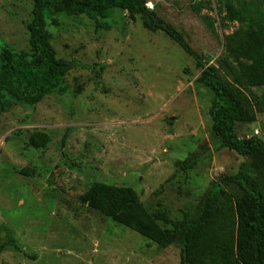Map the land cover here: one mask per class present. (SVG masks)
I'll return each mask as SVG.
<instances>
[{"label":"rangeland","instance_id":"obj_1","mask_svg":"<svg viewBox=\"0 0 264 264\" xmlns=\"http://www.w3.org/2000/svg\"><path fill=\"white\" fill-rule=\"evenodd\" d=\"M144 1L255 113L254 122L237 125L238 136L264 142V87L234 81L223 41L240 24L225 23L221 0ZM201 1L210 4L202 15L215 22L217 37L194 11ZM57 19L58 28L47 14L57 58L105 69L75 68L64 95L0 113V226L12 230L21 248H8L0 264H180L179 243L163 250L80 197L96 182L131 187L151 214L165 211L172 220L187 214L194 221L212 183L236 175L250 158L216 151L214 94L196 87L203 70L163 32L147 30L141 16L115 11L111 30L97 29L85 15ZM32 20V0H0V52H29ZM209 150L212 157L193 170L175 166ZM227 192L235 201L243 195L234 184Z\"/></svg>","mask_w":264,"mask_h":264},{"label":"trees","instance_id":"obj_2","mask_svg":"<svg viewBox=\"0 0 264 264\" xmlns=\"http://www.w3.org/2000/svg\"><path fill=\"white\" fill-rule=\"evenodd\" d=\"M32 1L33 20L27 26L29 52L10 47H3L0 52V113L18 105L34 107L55 92L64 95L65 78L75 68L101 74L105 69L100 64L89 66L58 59L47 29L48 13L56 28L60 15H85L95 22L97 29L103 30H111L109 18L115 11L126 12L132 18L141 16L147 30L163 32L203 70L196 87L214 94L209 114L212 132L220 139L216 151L230 149L249 157L250 162L244 163L236 175L222 176L212 183L204 213L194 221L187 214L182 220H172L165 211L151 214L131 187L96 182L80 197V202L163 250L179 243L180 264H264V142L256 136L241 138L236 133L238 124L255 121L250 106L224 86L216 68L206 64L179 32L146 7L144 0ZM221 2L225 23L240 24L223 41L227 58L235 65V83L245 88L264 87V0ZM209 8L210 4L204 1L194 5V11L217 37L215 22L202 15ZM261 106L264 111V97ZM210 157L209 150L201 156L176 161L175 166L181 171L193 170L201 160ZM231 184L243 191L236 201L227 192ZM10 247L21 250L14 233L4 224L0 226V256Z\"/></svg>","mask_w":264,"mask_h":264}]
</instances>
